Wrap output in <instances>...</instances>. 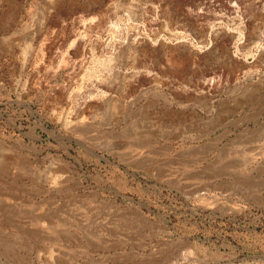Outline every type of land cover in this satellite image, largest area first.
Instances as JSON below:
<instances>
[{
    "label": "rangeland",
    "instance_id": "1",
    "mask_svg": "<svg viewBox=\"0 0 264 264\" xmlns=\"http://www.w3.org/2000/svg\"><path fill=\"white\" fill-rule=\"evenodd\" d=\"M0 264H264V0H0Z\"/></svg>",
    "mask_w": 264,
    "mask_h": 264
},
{
    "label": "bare ground",
    "instance_id": "2",
    "mask_svg": "<svg viewBox=\"0 0 264 264\" xmlns=\"http://www.w3.org/2000/svg\"><path fill=\"white\" fill-rule=\"evenodd\" d=\"M204 84V83H203ZM11 175V174H10Z\"/></svg>",
    "mask_w": 264,
    "mask_h": 264
}]
</instances>
